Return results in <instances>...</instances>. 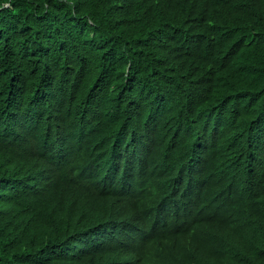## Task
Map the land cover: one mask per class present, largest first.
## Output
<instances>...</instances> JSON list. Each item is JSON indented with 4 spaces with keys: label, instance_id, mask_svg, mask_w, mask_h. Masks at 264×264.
<instances>
[{
    "label": "trees",
    "instance_id": "trees-1",
    "mask_svg": "<svg viewBox=\"0 0 264 264\" xmlns=\"http://www.w3.org/2000/svg\"><path fill=\"white\" fill-rule=\"evenodd\" d=\"M0 264H264V0H0Z\"/></svg>",
    "mask_w": 264,
    "mask_h": 264
}]
</instances>
